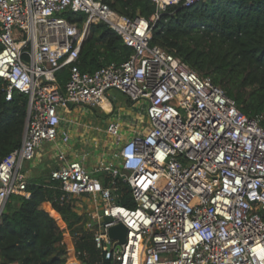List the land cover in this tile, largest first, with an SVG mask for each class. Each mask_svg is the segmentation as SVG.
<instances>
[{
	"label": "built area",
	"instance_id": "1",
	"mask_svg": "<svg viewBox=\"0 0 264 264\" xmlns=\"http://www.w3.org/2000/svg\"><path fill=\"white\" fill-rule=\"evenodd\" d=\"M151 1L155 20L169 4L205 0ZM66 12L83 13L82 25ZM150 20L119 14L103 0H0L4 97L17 91L28 98L20 145L0 160V222L12 195L29 196L24 163L52 143L48 175L57 182L58 200L75 210L88 199L94 211L82 218V231L109 264H264L262 116L245 115L210 77L150 44ZM99 21L133 52L82 72L76 64L82 41ZM65 66L69 78L61 87L55 74ZM111 89L146 104V129L126 137L122 124L110 120L111 158L90 171L63 148L69 132L60 128V111L70 105L105 111ZM100 170L106 184L91 175ZM120 185L128 186L134 206L120 202ZM118 223L126 227L122 243L109 236ZM86 256L74 251L68 264H87Z\"/></svg>",
	"mask_w": 264,
	"mask_h": 264
},
{
	"label": "trees",
	"instance_id": "2",
	"mask_svg": "<svg viewBox=\"0 0 264 264\" xmlns=\"http://www.w3.org/2000/svg\"><path fill=\"white\" fill-rule=\"evenodd\" d=\"M103 2L131 18L139 13L150 20L156 11L151 0ZM64 15L80 25L85 19L83 13ZM150 25V44L160 45L201 76L210 77L235 100L242 113L261 115L264 127V0H205L190 7L181 2L169 4L157 19L150 20ZM132 52L115 30L99 21L90 24L76 64L82 72H93L109 63L123 62ZM55 75L63 87L69 68L62 67ZM5 84L0 78V160L20 145L28 102L27 96L17 91L11 100H5ZM56 184L48 175L28 181V197H10L0 222V264H68L78 250L87 252L88 256L82 257L87 264H109L101 259L91 235L82 231V217L71 203L58 200ZM117 193L120 202L134 206L128 186L120 185ZM44 202L62 218L68 233L41 208ZM261 213L264 217V210ZM69 237L75 238L71 249L66 246Z\"/></svg>",
	"mask_w": 264,
	"mask_h": 264
},
{
	"label": "crops",
	"instance_id": "3",
	"mask_svg": "<svg viewBox=\"0 0 264 264\" xmlns=\"http://www.w3.org/2000/svg\"><path fill=\"white\" fill-rule=\"evenodd\" d=\"M105 102H107V107L105 111L99 108H82L78 106L70 105L67 109H62L60 111L61 120L60 128L65 129L69 132V141L63 148L69 153L70 157L76 155L82 164L93 171L100 160L108 162L112 153V138L106 132V125L110 120H118L122 124V132L127 137L132 133L140 132V130L146 125V114L145 111L142 113L141 110H145L146 104L144 102L133 103L124 94L120 93L115 89H111L106 93ZM82 110L84 113H89V121H81L77 119V112ZM111 111V113H108ZM62 122H69L71 126H64ZM103 140V141H102ZM88 145L98 148L99 146L103 149V153L96 157L92 151L87 150ZM54 149V144L43 143L37 151V156L34 160L25 162L23 169L27 176L28 181H36L48 176L50 169L53 166L48 164V160L54 161L53 151L45 148ZM110 154H107L105 150L109 149ZM106 153V154H104ZM108 158V160L106 159ZM48 159V160H47ZM46 164V168L49 170L45 173L41 170L42 166ZM55 164V162H54ZM107 178V173L103 175L100 179L104 181ZM29 195V194H28ZM28 197V196H27ZM85 204L82 208H75V213L85 219L90 212L94 211L92 205L88 199H84ZM41 208L47 210L53 217H58L59 225H63L64 222L58 213L52 209L48 202H44ZM81 214V215H80ZM54 217V218H56ZM64 233H66V229ZM70 241V237L67 242ZM71 264H78V261H72Z\"/></svg>",
	"mask_w": 264,
	"mask_h": 264
},
{
	"label": "rangeland",
	"instance_id": "4",
	"mask_svg": "<svg viewBox=\"0 0 264 264\" xmlns=\"http://www.w3.org/2000/svg\"><path fill=\"white\" fill-rule=\"evenodd\" d=\"M145 110H141V112L143 113ZM146 112V111H145ZM77 119L78 120H81V121H89V116H91V114H90V112L88 113H84V112H82V110H80L79 112H77ZM63 123V125L64 126H67V127H69V126H71V123H67V122H62ZM144 129H146L145 127H144ZM103 141V140H102ZM51 152L53 151L52 150V148L50 149V148H48ZM47 149V147L45 148V150H48ZM87 150H89V151H92L93 152V154L94 155H96V157L99 155H101L104 151H103V149L99 146L98 148H95V147H93V146H90V145H88V147L86 148ZM109 150H110V148L109 149H107V150H105V152L107 153V154H110L111 152H109ZM106 153H104V154H106ZM106 154V155H107ZM107 160H108V158H106ZM48 160V159H47ZM44 165L42 166V168H41V170H43V172H47L48 170H49V168H46V164L45 163H43ZM48 164H50V166H54V161H52L51 159H49L48 160ZM25 165V164H24ZM105 173H106V171H102V170H100V171H96V172H93L91 175L92 176H95V177H97V178H101L103 175H105ZM45 177H47V176H45ZM100 214H101V211H100ZM54 217H56V216H54ZM59 220H58V217H56L55 218V222H56V226L60 229V227H62V229H63V227H64V224L63 225H60V226H58L59 225V222H58Z\"/></svg>",
	"mask_w": 264,
	"mask_h": 264
},
{
	"label": "water",
	"instance_id": "5",
	"mask_svg": "<svg viewBox=\"0 0 264 264\" xmlns=\"http://www.w3.org/2000/svg\"><path fill=\"white\" fill-rule=\"evenodd\" d=\"M139 15V13H138ZM83 43V41H82ZM126 227L122 223H118L109 229V236L111 239H117L119 243H122L125 239ZM85 264V263H84Z\"/></svg>",
	"mask_w": 264,
	"mask_h": 264
},
{
	"label": "bare ground",
	"instance_id": "6",
	"mask_svg": "<svg viewBox=\"0 0 264 264\" xmlns=\"http://www.w3.org/2000/svg\"><path fill=\"white\" fill-rule=\"evenodd\" d=\"M104 107H107V105H106V104H104Z\"/></svg>",
	"mask_w": 264,
	"mask_h": 264
}]
</instances>
